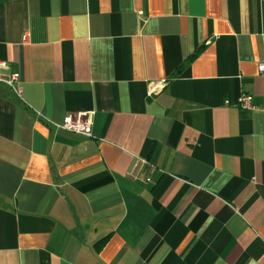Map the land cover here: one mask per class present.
<instances>
[{
  "label": "crops",
  "instance_id": "obj_1",
  "mask_svg": "<svg viewBox=\"0 0 264 264\" xmlns=\"http://www.w3.org/2000/svg\"><path fill=\"white\" fill-rule=\"evenodd\" d=\"M0 59V264H264V0H0Z\"/></svg>",
  "mask_w": 264,
  "mask_h": 264
},
{
  "label": "built area",
  "instance_id": "obj_2",
  "mask_svg": "<svg viewBox=\"0 0 264 264\" xmlns=\"http://www.w3.org/2000/svg\"><path fill=\"white\" fill-rule=\"evenodd\" d=\"M26 36H24V40ZM6 62L0 59V84L10 88L18 99L23 96V86L21 76L18 72H6L4 67ZM259 71L264 70V61L258 63ZM164 84V80L155 83V88H158ZM238 105L242 109H253L254 106L251 102V95L242 93L238 99ZM61 127L65 130L72 131L75 133L90 136L92 134V119L91 112L87 113H67L64 115Z\"/></svg>",
  "mask_w": 264,
  "mask_h": 264
},
{
  "label": "trees",
  "instance_id": "obj_3",
  "mask_svg": "<svg viewBox=\"0 0 264 264\" xmlns=\"http://www.w3.org/2000/svg\"><path fill=\"white\" fill-rule=\"evenodd\" d=\"M202 47L197 48L188 58H187V62L192 61L197 55L198 53L201 51Z\"/></svg>",
  "mask_w": 264,
  "mask_h": 264
}]
</instances>
